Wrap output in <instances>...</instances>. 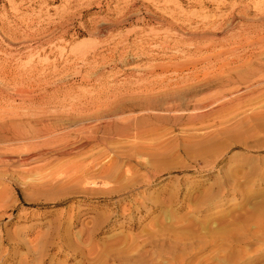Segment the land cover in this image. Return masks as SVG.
Returning <instances> with one entry per match:
<instances>
[{
    "label": "rangeland",
    "instance_id": "1",
    "mask_svg": "<svg viewBox=\"0 0 264 264\" xmlns=\"http://www.w3.org/2000/svg\"><path fill=\"white\" fill-rule=\"evenodd\" d=\"M263 17L264 0H0V264H264V92L202 121L122 104L250 77Z\"/></svg>",
    "mask_w": 264,
    "mask_h": 264
},
{
    "label": "bare ground",
    "instance_id": "2",
    "mask_svg": "<svg viewBox=\"0 0 264 264\" xmlns=\"http://www.w3.org/2000/svg\"><path fill=\"white\" fill-rule=\"evenodd\" d=\"M264 18V17H263ZM263 20V19H262ZM245 21V20H244ZM261 22H263V21H261ZM244 23V22H243ZM250 23H252V22H250ZM247 26H248V24H246ZM251 25V24H250ZM244 26H245V24H244ZM246 27V26H245ZM250 26H248V28H249ZM255 30V29H254ZM253 30V31H254ZM232 33V32H231ZM236 34V33H235ZM208 35H210V34H208ZM202 37V36H201ZM203 38V37H202ZM260 41V40H259ZM258 41V42H259ZM254 43V42H253ZM261 43V42H260ZM260 45V44H259ZM258 46V45H257ZM261 46H263V44L261 45ZM254 48V47H253ZM260 48V47H259ZM263 48V47H262ZM257 49V48H256ZM260 50V49H259ZM238 51V50H237ZM251 51V50H250ZM254 52V51H253ZM230 53V52H229ZM232 53H235V51L234 52H231V54ZM245 53V52H244ZM256 53V52H255ZM254 54V53H253ZM244 55H246V54H244ZM244 55H242L241 57H242V59H240V56H239V58L238 57H235L234 59H232L230 62H229V64H232V63H239L240 61L239 60H243V56ZM251 55V54H250ZM237 56V55H236ZM237 58V59H236ZM210 60V59H209ZM228 60V59H227ZM207 61V60H206ZM215 61V60H214ZM217 61V60H216ZM216 61L214 62V64L216 63ZM212 62V61H211ZM246 63V62H245ZM212 64V63H211ZM249 64V63H248ZM235 65V64H234ZM262 65H263V63H262ZM212 66H214V65H212ZM226 66H228V63H221V64H219L218 65V67L215 65L214 67H217L218 69H225V67ZM231 66V65H230ZM236 66V65H235ZM245 66V64L244 65H242V67H244ZM253 66V65H252ZM258 66V65H257ZM234 67V66H233ZM240 67H241V65H240ZM241 67V68H242ZM195 68V67H194ZM232 68V67H231ZM250 68H251V66L250 65H247L246 64V66L243 68L244 70H246V71H244V72H247V71H250ZM248 69V70H247ZM252 69V74H250V72H249V74H250V77H248V78H246V77H242L241 78V80L239 81L238 79H237V77L239 78V76H240V72H236V74H234L235 72H233V70H229V71H227V69H225L226 71H223L221 74L219 73V76L218 77H216L215 78V80L212 82V81H208L209 80V78H208V80L206 81V82H204V84L202 83V84H199V85H197V86H195V87H192L193 89H189V88H187L188 90H184V91H182L181 90V92L178 90V92L176 91L175 93H173V94H167L162 100H157L156 98H153V97H151V98H144V99H140V100H137L136 98V100H132V101H130V102H128L127 104H125V103H122L123 104V109H126V108H129L130 110H135V109H141V110H144V113H145V111H147V117L148 118H163V116H165V115H161V113H169V112H174V113H172V114H175V112H179V111H186L187 113H188V111H190V112H199L200 114H198V115H190L191 117L192 116H194V119L193 120H195V117L196 118H199V119H201L200 121H202V119H204L205 117V115H207V113H201V112H203L204 110H206L207 108H210L209 106H211V105H219L220 106V108H225V107H228L229 105H234L235 103H238L237 105H239V104H243V103H247L248 102V99L249 98H251V99H254V97L255 96H257V95H259L260 93H262V92H264V65L263 66H260V64H259V66H258V68H256V67H252L251 68ZM238 70V69H237ZM214 71V70H213ZM221 71V70H220ZM210 72V71H209ZM196 70H194V69H192V71H191V73L189 74V75H187V76H183L182 77V79H180L179 81L180 82H176V84L177 83H181V82H187V81H189V80H193V79H195V78H197V75H196ZM205 73V72H204ZM207 73V72H206ZM211 73V72H210ZM208 74V73H207ZM247 75H248V73H246ZM241 76H245V75H241ZM214 77V76H213ZM211 78H212V76H211ZM206 79V78H205ZM213 79V78H212ZM198 82V81H197ZM186 85V84H185ZM192 86H194V84H192ZM202 86H204V88H206L207 90H211L212 88H219L221 91H220V93H219V95L217 96V95H215V97L214 96H212L213 98H210L209 99V97H208V100H204L203 99V101H201V102H197L196 101V97L198 96V94H200L201 92H202ZM213 86H215V87H213ZM189 87V86H188ZM185 88V87H184ZM183 88V89H184ZM170 92V91H169ZM206 92V91H205ZM219 92V91H218ZM26 94V93H25ZM202 95V94H201ZM200 96V95H199ZM263 96V95H262ZM157 97V96H156ZM8 98V97H7ZM198 99V98H197ZM199 99H200V97H199ZM192 101H196L195 103H194V106H193V108L191 109L190 108V105H191V102ZM252 101V100H251ZM125 102V101H124ZM170 104H172V105H170ZM120 105V104H119ZM114 106V105H113ZM116 106V105H115ZM244 106V105H243ZM119 107H121V106H119ZM254 107H256V106H254ZM262 107H264V106H262ZM118 108V107H117ZM116 108V109H117ZM214 108V107H213ZM120 109V108H119ZM122 109V108H121ZM112 110V109H111ZM225 110V109H224ZM105 111V110H104ZM124 111V110H123ZM140 111V110H139ZM253 111H255V113L257 114V115H261L262 117H264V110H260V111H256L255 109L253 110ZM106 112V111H105ZM111 112V111H110ZM119 112H121V111H119ZM149 112H153V113H150L149 114ZM205 112V111H204ZM215 112V111H214ZM109 113V112H108ZM122 113V112H121ZM120 113V114H121ZM124 113V112H123ZM144 113H142V114H144ZM185 113V112H184ZM255 113H253L254 115H256ZM38 114V113H37ZM99 114V113H98ZM97 114V115H98ZM101 114V113H100ZM103 114H104V112H103ZM114 114L116 115V114H118V112H117V110H116V112H114ZM170 114V113H169ZM178 114H180V113H177V115ZM192 114V113H191ZM144 115H146V114H144ZM176 115V114H175ZM252 115V114H251ZM254 115H253V117H254ZM111 116H112V114L110 115V114H106V115H101L100 117H97L99 120H107V119H111ZM261 116H258V121H256V123H258L260 120H259V118L261 117ZM137 117V116H136ZM188 117H189V115H188ZM204 117V118H203ZM249 117V116H248ZM261 117V118H262ZM166 118V117H165ZM175 118L177 119L178 117H176L175 116ZM255 118V117H254ZM253 118V119H254ZM260 118V119H261ZM117 119V118H116ZM115 119V120H116ZM172 119V118H171ZM264 119V118H263ZM263 119H261V123H262V121H264ZM114 120V119H113ZM138 118H136L135 120H134V122H133V124L132 123H130L131 125H127V126H123L122 128H120L119 127V125H118V127L120 128L119 129V131H117L118 132V134H120V136L121 135H124L125 134V132L126 131H128V130H131V129H137L138 128V126L140 125L139 123H140V121L138 122ZM142 120V119H141ZM145 120H147V119H145ZM192 120V121H193ZM248 120V119H247ZM255 120V119H254ZM253 120V121H254ZM37 121V120H36ZM112 121V120H111ZM111 121H110V123H111ZM118 121V120H117ZM126 121H128V120H126ZM131 121V120H130ZM143 121V120H142ZM162 121V120H161ZM248 121H251V122H253L252 121V118L251 119H249ZM105 122V121H104ZM103 122V123H104ZM108 123H109V121H107ZM119 122V121H118ZM117 122V123H118ZM175 122V121H174ZM183 122V121H182ZM255 122V121H254ZM100 123V122H99ZM109 123V124H110ZM114 123H116V121L114 122ZM113 123V124H114ZM126 123V122H125ZM128 123V122H127ZM142 123V122H141ZM144 123V122H143ZM260 123V122H259ZM264 123V122H263ZM262 123V124H263ZM5 124V123H4ZM122 124V123H121ZM148 124V123H147ZM252 124V123H251ZM126 125V124H125ZM142 126H144L143 124H141ZM141 125H140V128H141ZM54 126V125H53ZM116 126V125H115ZM122 126V125H121ZM110 127V126H109ZM109 127H107L108 129H109ZM114 127V126H113ZM146 127V126H145ZM106 128V129H107ZM140 128H138L137 130H139L140 131ZM142 129V128H141ZM113 130V129H112ZM6 131V130H5ZM106 131H108V130H106ZM132 131V130H131ZM134 131V130H133ZM136 131V130H135ZM108 132H110V131H108ZM107 132V133H108ZM138 132V131H137ZM128 133V132H127ZM133 133V132H132ZM129 134H131L130 132L127 134V135H129ZM138 134V133H137ZM126 135V134H125ZM37 137V136H36ZM35 137V138H36ZM89 138V137H88ZM97 138V137H96ZM100 138V137H99ZM24 139V138H23ZM95 140V139H94ZM65 143V142H64ZM99 143V142H98ZM1 144V143H0ZM8 144V143H7ZM47 144V143H46ZM49 145V144H48ZM70 145V144H69ZM22 146V145H21ZM20 146V147H21ZM15 147H16V145H15ZM36 147V146H35ZM48 147V146H47ZM54 147V146H53ZM56 147V146H55ZM81 147V146H80ZM27 148V147H26ZM34 148V147H33ZM37 148V147H36ZM45 148V147H44ZM50 149V148H49ZM45 151V150H44ZM48 151V150H47ZM16 152V151H15ZM27 153V152H26ZM63 153V152H62ZM2 154V153H1ZM28 154V153H27ZM45 154V153H44ZM23 155V154H22ZM262 202V201H261ZM257 203H259L260 204V202L258 201ZM255 204V203H254ZM258 205V204H257ZM256 205V206H257ZM263 205H261V207H262ZM258 207V206H257ZM260 207V206H259ZM260 207V209H262ZM264 207V206H263ZM256 209V208H255ZM257 210V209H256ZM263 212H264V210H263ZM252 213V212H251ZM256 213V212H255ZM257 213H259V212H257ZM247 214L248 213H246L245 215H246V217H247ZM250 214V213H249ZM249 214H248V217H247V219H249L250 217H249ZM244 215V216H245ZM251 215V214H250ZM258 215H262V214H258ZM243 216V217H244ZM246 217H244V218H246ZM263 217V216H262ZM264 218V217H263ZM246 220V219H245Z\"/></svg>",
    "mask_w": 264,
    "mask_h": 264
}]
</instances>
